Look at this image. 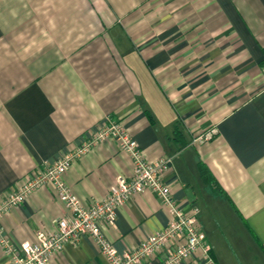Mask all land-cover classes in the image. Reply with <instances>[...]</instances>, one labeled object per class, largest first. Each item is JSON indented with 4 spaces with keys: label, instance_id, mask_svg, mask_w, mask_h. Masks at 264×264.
Instances as JSON below:
<instances>
[{
    "label": "crops",
    "instance_id": "0c3cea01",
    "mask_svg": "<svg viewBox=\"0 0 264 264\" xmlns=\"http://www.w3.org/2000/svg\"><path fill=\"white\" fill-rule=\"evenodd\" d=\"M118 118L149 160L172 159L164 179L184 210L198 209L217 264H264V0H0V203ZM132 167L106 140L65 181L88 206ZM67 213L46 185L0 222L13 241L35 242ZM170 220L148 190L102 226L124 253ZM63 249L48 263L107 264L90 236ZM0 264H13L1 244Z\"/></svg>",
    "mask_w": 264,
    "mask_h": 264
},
{
    "label": "built area",
    "instance_id": "2783aa9c",
    "mask_svg": "<svg viewBox=\"0 0 264 264\" xmlns=\"http://www.w3.org/2000/svg\"><path fill=\"white\" fill-rule=\"evenodd\" d=\"M210 137L211 133L202 134L196 141ZM106 140L116 142L119 150L131 157L133 173L130 177L117 176L109 187L107 197L87 206L66 183L65 175L75 159ZM79 144L59 160L44 162L37 171L29 173L20 186L5 193L0 203V220L3 214L23 204L34 191L46 185L54 187L57 197L68 210L66 215L54 221L56 230L39 231L35 242L13 241L0 222V244L13 264H49V259L62 252L66 243L77 244L84 235L93 239L107 264H155L151 260L158 254L161 256L158 264H217L211 256L206 233L200 228L198 209L184 210L164 179L172 169L171 158L149 160L120 118L97 124ZM148 190L167 208L171 220L141 241L136 249L120 253L104 233L102 224L114 226L120 206L135 193Z\"/></svg>",
    "mask_w": 264,
    "mask_h": 264
},
{
    "label": "trees",
    "instance_id": "16d2710c",
    "mask_svg": "<svg viewBox=\"0 0 264 264\" xmlns=\"http://www.w3.org/2000/svg\"><path fill=\"white\" fill-rule=\"evenodd\" d=\"M178 132V130H177ZM201 174H202V177L205 179V181L207 182H213L214 180V177H212L208 171L207 168H205L204 166L201 167Z\"/></svg>",
    "mask_w": 264,
    "mask_h": 264
}]
</instances>
